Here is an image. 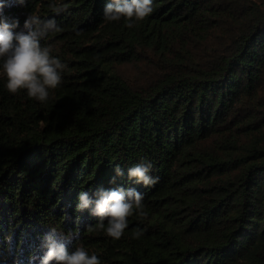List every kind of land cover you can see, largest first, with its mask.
<instances>
[{
    "label": "trees",
    "instance_id": "16d2710c",
    "mask_svg": "<svg viewBox=\"0 0 264 264\" xmlns=\"http://www.w3.org/2000/svg\"><path fill=\"white\" fill-rule=\"evenodd\" d=\"M107 2L0 0L15 32L54 19L41 44L66 65L39 102L7 90L0 61V264H40L51 228L101 264H264V0H153L133 28ZM141 162L154 186L128 177ZM115 187L147 213L119 240L77 211Z\"/></svg>",
    "mask_w": 264,
    "mask_h": 264
},
{
    "label": "clouds",
    "instance_id": "9594fccd",
    "mask_svg": "<svg viewBox=\"0 0 264 264\" xmlns=\"http://www.w3.org/2000/svg\"><path fill=\"white\" fill-rule=\"evenodd\" d=\"M23 3L24 0H18ZM4 3H0V12ZM57 14L65 10L64 6H52ZM154 11L153 0H108L103 9V18L107 22H118L124 19L126 27L133 28L139 21L149 17ZM19 21L6 22L0 17V61L6 78V88L10 93L25 90L30 98L45 102L49 97V90L56 89L62 83L66 65L57 57L51 55V49L41 44L49 32H60L54 19L41 20L29 15L23 24V30L15 32ZM152 164L141 162L127 172L135 183L146 187L154 186L159 178L150 175ZM115 176H122L123 171L117 166ZM115 182V178L112 181ZM93 200L85 192L78 196L77 211L90 210V214L97 218V223L87 226L88 231L104 230L112 239L119 240L126 228L128 218L134 213L146 217L144 195L135 188L115 187L110 190L99 189ZM106 222V224H105ZM143 231L133 230V238H140ZM78 232L64 234L51 228L43 238L46 249L40 258V264H101L95 254H89L84 246L79 245L69 250L67 244L77 239ZM11 243V236L7 237Z\"/></svg>",
    "mask_w": 264,
    "mask_h": 264
}]
</instances>
